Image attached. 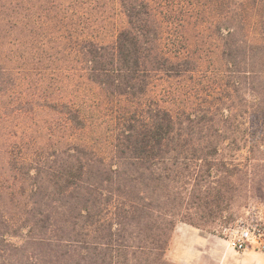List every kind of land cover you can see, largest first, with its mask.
I'll return each instance as SVG.
<instances>
[{
	"label": "trees",
	"instance_id": "1",
	"mask_svg": "<svg viewBox=\"0 0 264 264\" xmlns=\"http://www.w3.org/2000/svg\"><path fill=\"white\" fill-rule=\"evenodd\" d=\"M68 2L35 38L0 0V264H172L177 223L203 228L235 188L227 149L251 136L235 101L264 116V0ZM14 72L52 115L31 152L3 101ZM82 97L113 114L109 149L83 137Z\"/></svg>",
	"mask_w": 264,
	"mask_h": 264
},
{
	"label": "rangeland",
	"instance_id": "2",
	"mask_svg": "<svg viewBox=\"0 0 264 264\" xmlns=\"http://www.w3.org/2000/svg\"><path fill=\"white\" fill-rule=\"evenodd\" d=\"M68 1L70 0H14V14H30V28H34L33 33L36 38L37 34L40 33V31L36 28L37 21H46L44 14H48L49 18L57 15L58 19L61 20L64 8L69 3ZM18 2L20 5L17 6ZM115 12L117 13V11H114L112 14L109 13L110 17H105L102 25L98 21L97 24H95L97 30L100 29L102 34L106 33V38L109 36V32L114 27H119L125 23L123 15L120 12L117 14ZM91 13L93 17L90 24H94V15H97V13L95 10ZM54 21H57V19L54 18ZM24 22H29V20H25ZM51 22L52 21L50 20L47 24L51 25ZM59 24L60 22H55V25L51 26L53 27ZM4 33L5 32H0L1 44H3V41L5 40L2 38ZM14 37L21 36L20 34L14 33ZM22 49L23 48L18 50V53H21L20 51ZM55 56L60 58L61 55ZM212 58H214V56ZM20 62H23L22 59ZM54 63H57V61H54ZM20 76V73L14 72V81L16 83V86L14 85V93H12L14 97H8L6 95L3 97V101L6 103L9 110L14 109V128L12 129L14 132V135L12 136L14 144L25 142V152H31L34 150V145L33 143H29V141L35 142L39 139L42 142H47L49 140L47 127L49 126L50 117L52 115L47 113L48 110L46 108H41L37 111L39 112V115L37 116H33L31 114L32 110H34L33 103L28 99L27 93L34 92L35 85L32 83L33 81L31 79V88L28 89L26 85L19 86ZM86 95H88V97L91 96V94L88 93H86ZM232 96L234 98L233 93L231 94V97ZM84 99L85 103L83 102ZM224 101L228 102V99ZM82 103L83 107H91H85V116L88 128L86 129L83 137H89L93 139V141L97 142L98 145L109 149V144L108 146L106 144L108 141H111L109 137L111 135L113 121H115L109 117L113 114H111V111L108 109L104 110L102 107L95 108L96 106L91 105V102L85 97H82ZM235 103V110H233V114H236L235 121H241L243 124L240 125V128H246L251 133V136L247 135L246 138L239 139L237 141L236 147L242 148L237 149L234 147L227 149V156L229 155L230 159H232L230 163L234 166V168H237L234 177H228L234 183L235 188H232L228 192V199L222 206L223 210L212 217L203 228L192 225L193 227L200 229L202 231L201 233L211 236L216 240H218V237L226 240L227 229L232 227L239 218L244 217L250 206L259 207V210L264 215V136H262L264 133V116L262 114H258L257 112L244 113L243 107L238 104L237 100ZM102 105L104 104L101 103L97 106ZM226 105L228 104L223 105L224 109L226 108ZM0 133L2 132L0 131ZM1 140L2 138H0V144ZM249 148L252 149L251 152L249 151ZM20 151L21 149L14 148V154H19ZM227 182L229 181H225V183ZM195 218H197V216H195ZM182 223L185 222H178L176 227ZM177 231L180 232V229H177ZM174 233L172 235L170 245L174 240ZM180 243H183L182 240L180 241L177 239V251H179ZM170 245L165 253V258L172 264H181L170 260L172 257L169 253ZM177 251L173 252V256L179 257V255H177Z\"/></svg>",
	"mask_w": 264,
	"mask_h": 264
},
{
	"label": "crops",
	"instance_id": "3",
	"mask_svg": "<svg viewBox=\"0 0 264 264\" xmlns=\"http://www.w3.org/2000/svg\"><path fill=\"white\" fill-rule=\"evenodd\" d=\"M182 225V226H181ZM176 227L174 240L170 245L171 261L181 264H264V254L254 248L237 252L230 248L227 241L218 237V240L201 233L192 225L182 223ZM180 229V232L177 231ZM176 236V238H175ZM182 240L179 251L176 249V240ZM177 251L179 257L173 256Z\"/></svg>",
	"mask_w": 264,
	"mask_h": 264
},
{
	"label": "built area",
	"instance_id": "4",
	"mask_svg": "<svg viewBox=\"0 0 264 264\" xmlns=\"http://www.w3.org/2000/svg\"><path fill=\"white\" fill-rule=\"evenodd\" d=\"M226 241L230 248L242 252L254 248L264 254V215L257 206H250L244 217L227 229Z\"/></svg>",
	"mask_w": 264,
	"mask_h": 264
}]
</instances>
